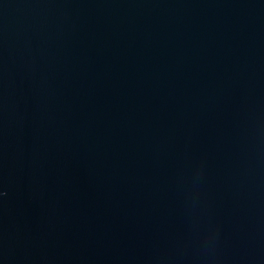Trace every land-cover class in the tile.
<instances>
[{"label":"water","instance_id":"water-1","mask_svg":"<svg viewBox=\"0 0 264 264\" xmlns=\"http://www.w3.org/2000/svg\"><path fill=\"white\" fill-rule=\"evenodd\" d=\"M0 264H264V0H0Z\"/></svg>","mask_w":264,"mask_h":264}]
</instances>
